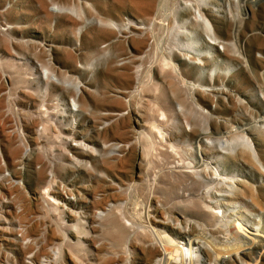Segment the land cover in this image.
<instances>
[{
    "label": "rangeland",
    "instance_id": "374dc122",
    "mask_svg": "<svg viewBox=\"0 0 264 264\" xmlns=\"http://www.w3.org/2000/svg\"><path fill=\"white\" fill-rule=\"evenodd\" d=\"M44 1L46 8L40 0H0V264H24L28 255L39 259L55 249L52 264H168L152 258L159 248L152 231L172 236L174 217L193 211L187 197L170 194L171 169L180 159L199 161L186 124L240 138L244 162L228 167L231 175L263 181L247 141L264 165V0H239L250 9L244 18L234 0H152L150 16L115 10L102 26L90 24L94 9L117 8L119 0ZM193 7L208 14L210 29L184 13ZM69 18L80 19L79 31L63 23ZM186 28L193 38L179 33ZM210 30L221 49L209 42ZM96 32L116 38L84 45ZM166 57L182 77L164 66ZM122 74L138 85L115 87ZM83 94L90 105L81 114ZM78 143L87 148L76 151ZM220 187L217 180L198 196ZM235 219L214 221L215 240L206 243L236 248L227 242Z\"/></svg>",
    "mask_w": 264,
    "mask_h": 264
},
{
    "label": "bare ground",
    "instance_id": "6f19581e",
    "mask_svg": "<svg viewBox=\"0 0 264 264\" xmlns=\"http://www.w3.org/2000/svg\"><path fill=\"white\" fill-rule=\"evenodd\" d=\"M40 1L46 8V1ZM234 1H236L235 3L240 7V11L237 13L238 16L243 18L250 16V9L247 7L246 1H243L242 5L239 0ZM258 2L260 1L251 0L252 4ZM115 10H118L121 13L130 11L137 15L148 17L153 12V1L119 0L117 8L112 6L105 7L101 10L97 7L94 9V13L97 14V17L92 18L90 24L102 26L104 23L101 18L103 16L113 15ZM185 12H191V20L194 25L202 23L210 29L211 26L209 24L210 19L208 14L200 10L199 7H193V9L185 8L184 13ZM256 15L257 14L255 13L251 14L253 17ZM78 21H80V19L75 21L69 18L66 21H63V23L76 27ZM77 27L76 30L79 31L81 27ZM179 33L187 38H193L195 35L193 29L190 28L183 29L182 31L179 30ZM211 33L210 30V34ZM114 38L116 37L96 32L95 34L89 35V37H85L83 43L84 45H87V47H91L97 45L100 41L112 42ZM209 42L212 45H217L219 43L218 39L213 34H211ZM141 43L142 42H138V46H140ZM190 48L191 47H189V49ZM184 59L186 60L187 58ZM163 64L167 68L175 69L182 77L180 69L177 68L170 57L164 58ZM194 64L202 65V62L197 58L194 61ZM51 70L52 75L50 78H53L55 71L54 68ZM215 74L216 72L212 70L211 76ZM50 78H48V80ZM116 79L118 84L117 86L114 85L115 87H118V85L130 86L132 83L138 85L137 80L132 79L128 74L117 75ZM136 93L140 94L141 91H136ZM77 96L78 93H73L70 97L74 98V104ZM79 103L80 106L78 107V112L82 114L85 109L89 107L90 99L83 94ZM178 111L182 112L183 108L179 107ZM112 114H115V116H118V114L120 115L119 112H114ZM134 115L133 122L140 128L142 125L140 116L137 113ZM185 131L189 132L187 136H193L194 141L197 143L196 146L192 145L189 151L193 157L198 155L199 161L186 163L184 160L180 159L179 165L174 169H171L170 173L176 183L174 182L175 187L170 194L179 197H187V204L190 208H193V211L190 214H179V217L182 219L178 216L174 217L176 221L171 228V231H174L172 236L167 235L166 233H164L165 235L163 236L156 230V227H152V237L157 245H159V248L153 246L154 250L152 251V258H158L155 260V263L168 264H206V262H208L207 264H250L247 263V261H250L251 263L253 262L252 264H257L258 261L264 259V165L261 161L257 160L254 148L251 143L247 141L252 150V156L258 165L259 177H261L263 181L261 183L260 181H256V175L254 174L248 180L237 179V175L234 176L232 174V176L228 167H236L244 162L242 158H240L242 154L239 153L240 151H237V148L239 147L237 142H239L240 138L229 140L224 138V135L214 134L208 128L197 132L191 124H186ZM75 135L78 138H83V131L77 130ZM148 138L149 136L147 139ZM109 139L115 141L118 137L113 135V137L110 136ZM79 147L87 148L83 143H78V145L72 146L76 151L80 149ZM171 150L174 155L182 158L180 152L175 149L174 146H171ZM148 152V149H145V153ZM209 154L216 156L210 158ZM137 165L140 168L139 164ZM158 173V175H161L162 171ZM209 173H213V176L217 175V177L210 178ZM235 177L236 180L232 182L233 184L231 185L232 187L230 191H226L229 183H231V180L235 179ZM154 180L156 181L157 178ZM178 180H181V182H178ZM217 180L222 182L221 189L218 191L215 190L216 192L210 190L206 197L198 196L203 187L209 186ZM153 185L155 186V184ZM211 189L214 190L213 188ZM256 210L260 212L257 216L259 219L250 215H253ZM228 218H236L234 220V228H228L227 230L232 237L228 238L227 242H229L231 247L236 248L231 250H227V248L225 251L212 248V245L206 243L207 241L205 238L209 237L212 238L213 241L215 240V237L210 231L215 230L214 221L221 222L225 220L226 222H229L230 220L227 221ZM156 223L158 225L161 224L166 226V223L164 222L156 221ZM74 228L79 229V224H75ZM255 254H258V257L254 259Z\"/></svg>",
    "mask_w": 264,
    "mask_h": 264
},
{
    "label": "built area",
    "instance_id": "2783aa9c",
    "mask_svg": "<svg viewBox=\"0 0 264 264\" xmlns=\"http://www.w3.org/2000/svg\"><path fill=\"white\" fill-rule=\"evenodd\" d=\"M217 46H219V48L221 49V45L217 44ZM18 235L23 242H33L31 238H26L25 234L22 232H20ZM58 255L59 254L56 249L53 251L51 256H47L39 259L34 258V255L31 254L26 256L24 260V264H52L53 261L54 262L57 261L56 259L58 258Z\"/></svg>",
    "mask_w": 264,
    "mask_h": 264
}]
</instances>
